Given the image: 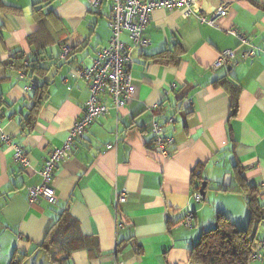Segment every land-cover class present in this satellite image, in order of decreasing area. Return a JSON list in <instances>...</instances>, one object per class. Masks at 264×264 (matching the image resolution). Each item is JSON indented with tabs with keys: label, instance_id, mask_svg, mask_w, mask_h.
Segmentation results:
<instances>
[{
	"label": "crops",
	"instance_id": "1",
	"mask_svg": "<svg viewBox=\"0 0 264 264\" xmlns=\"http://www.w3.org/2000/svg\"><path fill=\"white\" fill-rule=\"evenodd\" d=\"M93 1L0 0V124L30 162L22 168L0 143V264H196L192 248L220 214L239 228L249 224L237 176L259 188L264 206V0H195L204 16L227 9L214 27L181 9L154 11L145 31L151 44L132 52L133 98L92 123L70 159L56 165L57 203H31L28 188L41 182L44 160L62 147L91 96L72 73L90 66L111 37L112 0L97 7ZM232 28L247 35L257 55L214 71L220 53L244 49ZM122 40L131 44L126 32ZM63 46L73 50L67 59L60 58ZM17 52L25 66L40 59L49 79L37 108L28 87L41 79L7 65ZM161 53L165 62L156 60ZM154 118L173 139L169 158L153 150ZM203 183L196 203L193 192ZM123 191L127 201L117 211L115 195ZM190 210L193 228H177ZM65 211L87 242L48 251L42 244ZM252 232L263 254L253 264H264V220Z\"/></svg>",
	"mask_w": 264,
	"mask_h": 264
},
{
	"label": "built area",
	"instance_id": "2",
	"mask_svg": "<svg viewBox=\"0 0 264 264\" xmlns=\"http://www.w3.org/2000/svg\"><path fill=\"white\" fill-rule=\"evenodd\" d=\"M101 0H94L93 6L97 7ZM112 15L110 19L111 37L106 47L99 49L90 66H83L73 71V75L84 80L91 90V96L86 103L84 113L72 129L69 131L62 147L52 151L48 158L44 160L41 171V182L28 188L30 202H35L43 198L50 204H56L58 196L53 186L54 170L58 163L66 162L70 159L73 146L77 139L81 138L88 127L97 119L108 116L112 110L119 111L127 106L135 94V86L129 72L133 63L132 52L135 48H147L151 43L145 36V31L151 21L152 13L159 9L174 11L181 9L184 17L195 15V0H112ZM227 9L220 7L211 15L204 16L198 13L200 23L209 26H217L218 22L226 17ZM128 33L131 44H125L122 35ZM228 33L234 36L240 46L244 48L240 55L235 50H225L220 53L218 59L212 64L214 71L225 66H233L239 59L247 60L257 55L256 47L251 43L247 35L240 29L232 28ZM70 46H63L60 58L67 59L72 53ZM237 64V63H236ZM36 87L32 83L28 90ZM156 108V107H155ZM168 122H174V117H170ZM151 133L153 135V150L162 158H169L168 146L173 143V139L165 134V128L156 118L151 123ZM0 143L10 146L13 151V160L22 168L30 166L29 158L22 146L15 144L10 136L6 135L0 124ZM126 191L115 195V206L118 211L121 204L127 201ZM196 203H201L203 196L200 190L192 195ZM196 213L190 210L185 219L176 225L177 228L184 227L191 230L194 225ZM122 223H118V228H123ZM263 254L257 250L251 257L250 264L261 260Z\"/></svg>",
	"mask_w": 264,
	"mask_h": 264
},
{
	"label": "trees",
	"instance_id": "3",
	"mask_svg": "<svg viewBox=\"0 0 264 264\" xmlns=\"http://www.w3.org/2000/svg\"><path fill=\"white\" fill-rule=\"evenodd\" d=\"M166 56L161 53V55L155 57L156 60L159 58L165 62ZM7 65L25 72L26 75L31 72L41 79V82L37 84L32 93V99L35 100V108H37L42 103L41 101L44 99L46 89L50 83L45 76V68L42 67L41 60L29 58L28 65L25 66L22 53L17 52ZM229 91L233 109L237 110L238 89L232 85ZM237 179L239 185H237L236 191L242 194L246 200L250 213L249 224L244 228H239L227 217L220 214L216 227L204 232L192 248L191 260L196 264H250L251 257L257 251L252 225L264 220V206L259 201L260 190L258 187L249 184L242 174L239 177L237 176ZM195 184L193 182V186ZM196 189L200 190L199 187H196ZM56 227L58 229L51 231L43 242V248L49 251L52 247L61 246L63 252L66 248L68 250L84 248L82 245L85 241L87 242V238L80 234L79 226L75 219L71 217L69 211L61 214L55 224ZM77 240L81 241L82 245Z\"/></svg>",
	"mask_w": 264,
	"mask_h": 264
},
{
	"label": "water",
	"instance_id": "4",
	"mask_svg": "<svg viewBox=\"0 0 264 264\" xmlns=\"http://www.w3.org/2000/svg\"><path fill=\"white\" fill-rule=\"evenodd\" d=\"M229 68H231V67L229 66ZM205 187H206V184L203 183V184H202V187L200 188V193L202 194L203 198H204V196H205Z\"/></svg>",
	"mask_w": 264,
	"mask_h": 264
}]
</instances>
